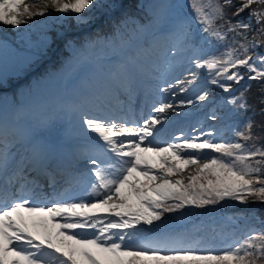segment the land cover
Segmentation results:
<instances>
[{"label": "snow or ice", "instance_id": "obj_1", "mask_svg": "<svg viewBox=\"0 0 264 264\" xmlns=\"http://www.w3.org/2000/svg\"><path fill=\"white\" fill-rule=\"evenodd\" d=\"M117 7L114 0L111 4L105 0H0V23L19 29L31 25L33 17H45L87 29L98 23L96 12H110ZM190 7L192 20H178L169 33L175 38L170 53L175 57L191 51L188 60L194 69L188 78L177 79L161 91L171 92L173 97L177 87L186 92L201 79L200 70H207L205 83L226 93L232 91L229 82L240 84L247 73L249 81L261 84L264 97V54H250V49L264 47V0H238V4L234 0H191ZM231 8L235 9L232 16L247 10L248 22L233 23L227 11ZM129 19L117 21L116 30L126 26ZM193 21L198 25L197 32ZM155 22L158 17L138 28L146 31ZM249 31L254 33L251 41L246 35ZM201 32L205 43L212 38L222 42L229 33L241 36L245 42L233 39L235 46L229 45L221 55L201 58L198 53L202 48L196 43ZM57 42L72 53L66 65L75 70L74 66L83 64L86 53L97 46L99 39H77L65 28L54 31L52 39L45 33L41 48L48 50ZM9 48L6 38L0 39V52ZM135 60V56L128 55L117 62L116 71L111 73L115 78L113 94L119 95L122 88L131 91ZM209 97L205 88L194 100H181L179 106L207 102ZM103 102L102 96L90 99L82 94L78 102L66 106L72 111L81 110L82 129L97 140L92 154H86L88 163L94 166L91 174L95 178L86 195L95 197L94 201L73 198L67 194L68 189L49 200L41 194L40 184L24 175L25 169L8 175L12 157L7 139L9 125L0 121V264H264V227L230 238L222 248L207 246L202 239L153 236L150 231L163 226L165 214L187 208L207 209L228 201L264 204V144L257 143L262 137L254 131L255 127L264 129V124L256 126L247 119L233 130V139L217 140L213 131L190 137L181 132L175 138L178 142L161 145L153 142L157 126L168 119L166 113L175 111L176 105L161 102L153 109L155 115L130 127L127 122L117 123L82 110L94 104L100 111ZM225 103L239 110L249 107L243 97H232ZM210 118L218 119L214 114ZM24 138L33 152L43 150L35 129L25 130ZM50 179L54 184V177ZM249 218L259 219L254 212L245 217Z\"/></svg>", "mask_w": 264, "mask_h": 264}, {"label": "rangeland", "instance_id": "obj_2", "mask_svg": "<svg viewBox=\"0 0 264 264\" xmlns=\"http://www.w3.org/2000/svg\"><path fill=\"white\" fill-rule=\"evenodd\" d=\"M117 1L119 4L117 7L118 9L116 11L122 12L125 9L124 8L125 3L123 2V0H117ZM122 5H123V8H121ZM101 13H103V18H110L111 16H114V14H110L109 11L102 9L99 12L95 13L96 19L101 17ZM55 15L56 13L53 12V16ZM56 23L59 24L58 28L54 26V21L48 18H45V17H33L31 25H21L19 29L14 28L12 26H8V25H3L2 23H0V39L6 38L7 41L13 42L11 44H14L15 38L18 40L21 37L22 38L24 37L23 43H22L23 46H20L17 48L20 49L25 54L23 56L30 57L31 54H36L32 50L35 42L32 41L26 35V29L28 30L31 28L39 29L40 27V30H43L41 31V37H42L46 33L44 31L48 30L52 34L53 31L59 32V31H63L65 28H68L70 35L78 36L79 34H85L89 32V30L95 28L96 25L98 24V23H94L92 26H90L87 29L80 28V27L69 29V27L66 24H61L58 22ZM193 28H194L193 29L194 32L198 31V26L193 25ZM146 31H147V34L151 38H153L151 42V48L147 49L145 47H142L137 50V53L142 58L145 55H147L148 59L146 60V65L138 61L136 62V65H135L136 70L140 74H142L143 79L141 80V78L137 76L138 74L136 75V73L133 71L131 75V80H130V82L132 83L131 93L124 90V88H122L120 91V93L122 94L121 96H123V98H127V100L132 103V106L136 105L137 98L139 97L140 94L143 96V98L146 97L145 95L151 94L155 97L156 100H158V101H155V103H153V105L149 107V113L147 114L145 118L141 120L140 124H142L144 120L150 118L152 115H155V113H153L154 112L153 109L154 107H157L161 101H165V102L169 101L170 103H173L174 105L177 106L175 112L169 111L168 113L170 114L168 113L166 114L168 117L167 119L168 121L167 120L166 121L169 122V128L170 127L171 128L170 129L168 128L165 134L163 133L157 136L158 139H161L162 145L166 143H170V142H178L175 140V138L179 136L181 132L184 133L185 136H189V137L199 136L200 135L199 132H208L209 125L212 124V122H214V120H212L210 117L213 114L215 116L217 115V113L214 112L211 107V101L216 96V92L212 89L210 85L205 83V80H201V79L195 85H192L191 87H189L188 91L186 92H180L179 87L174 89V91L176 90L175 93H179L180 96H178L177 94L175 97H173L171 92H168V93L162 92L161 89L166 87L167 84H169L170 82L174 84L177 79L184 80L188 78L189 72L194 69V66H190L189 64L184 65V64L176 63V60H177L176 56L173 57L170 53V49L173 46L175 38H172L168 32L159 31L157 29H154L152 26H149ZM29 32L31 33V30ZM204 37H205V34H204ZM42 39L43 38H41V40ZM61 45L63 44L60 43L58 46L53 47L50 53L44 52V54H40L42 55L41 59H39L35 64L33 63L34 65L26 66L23 69V72H22L24 73L23 77H30L32 79L35 75V72H38L39 69L44 68L45 65L50 64L53 61V55L59 51ZM2 53L4 52H0V54ZM211 53H213V50ZM254 54H264V48L260 51L255 52ZM107 56L108 57L106 61H109V62H107L108 66L104 67V71H105L106 76L110 77L109 81L112 85L108 87L106 90L104 89L103 91H100V90H97V91L102 96H105L108 98L110 97V94L113 95V92L111 91V89L114 86L115 78L112 77L111 73L116 71L117 61H115V57L110 56L109 53H107ZM124 58L125 56H121V59H124ZM91 63L94 64L97 68L100 67L99 60L93 59L91 56H88L87 59L83 61L82 65L74 66L75 70L69 69L68 70L69 74L66 78H64L62 74L57 75V76H51V77L45 76L39 80H33L31 87L25 86L22 89L17 88L18 90L15 89V85L18 82H20L22 79L20 80L14 79L15 83L14 85L11 86L12 88L11 87L9 88L8 94H10L12 98H16L17 96V101L14 102V104L11 106V109H10L11 116H8L6 114L5 117L2 119L4 120L8 118V120L11 121L15 125L14 129L16 132V136L10 135L11 142H8V146H9V149L11 150L12 157H15V153L17 152V148H19L18 146H19L21 139H24L25 140L24 142H28L24 138L25 130L35 129V134L38 133L40 136L45 135L48 139H52V136L56 137L60 135L58 134L59 132L63 134H68L67 136H70V134H78V132L70 133V128L67 130H64L66 126L63 128L62 126L64 124V120H63L64 117L66 115H69L70 113L72 114L70 115V117L73 119H77L79 122V125L81 126V122L79 118L81 110H77V111H72V110L67 111L66 110L65 112L63 109L67 105L72 104L71 99L69 98L70 94H73L74 97L79 96V93H77L78 91L76 89L78 80L82 75L87 74L89 72L88 65ZM241 71H244V70L241 69ZM246 77L247 75L245 73V78ZM119 79H121L123 83H127L123 81L122 77ZM205 88L209 91V94H210L209 100L207 102H197L192 105L185 104L183 107L179 106V102L181 100H184V101H187L188 99L194 100L195 96L200 94ZM221 90H220L221 94L226 93L223 90L222 91ZM125 92L129 93L130 96H127ZM100 94L97 93L96 95H93L92 98L90 99H93L95 96H101ZM169 96H171V98H168ZM111 100L112 98H109L107 102L104 100L103 104L100 105V111L96 110V107L94 104L85 105L84 109L82 110H88L90 114L96 113V112L105 113L104 111H102L101 107L102 105L105 107H109ZM139 102H142V100H139ZM10 104L11 103L9 102L8 97H3V95L0 96V106H3V108L8 110V107ZM77 114L79 115L77 116L78 118L76 117ZM70 117L67 116L65 119H68ZM112 120H115L117 123L126 122V119H123V120L112 119ZM67 122H70V121L67 120ZM127 124L128 126L131 127L130 123H127ZM79 133L87 134L89 136L94 135L92 133H86L82 129V127ZM36 138L38 140L37 136ZM92 139H95V138H92ZM78 144L76 146L74 143L75 147L77 148L75 151L77 156H79L80 153H82L81 155L84 158H87V155L92 154L91 150L89 152H87V150H89V148H92L94 144H87V150L84 152H81L80 150H78L80 147ZM12 157H10V160L13 159ZM103 158H106V157H103ZM79 162L89 164L88 161L85 162L83 160H80ZM93 167L94 166L90 168L93 169ZM85 170H86L85 171L86 174L90 171L89 168L88 170L87 169ZM185 174H187V172ZM90 176L93 177L94 183H95L94 176L92 174ZM89 192H91V186L88 189L84 190L83 199L85 200L92 199L94 201L96 199L95 197L90 198L86 195V193H89ZM91 232L92 230H90L88 234L90 235Z\"/></svg>", "mask_w": 264, "mask_h": 264}, {"label": "trees", "instance_id": "obj_3", "mask_svg": "<svg viewBox=\"0 0 264 264\" xmlns=\"http://www.w3.org/2000/svg\"><path fill=\"white\" fill-rule=\"evenodd\" d=\"M116 1L117 0H114L115 3ZM124 1L127 5V10H125L123 13H118L116 17H113L110 20L105 18L99 30H92L90 33L82 35L79 39H84L86 37L98 38L99 43L95 48H93V51L99 47H101L103 50L110 49L111 46L109 43L111 39L114 40L117 45L127 44L134 34H139L142 41L144 43H148L147 39L143 36L138 26L145 24L150 18L158 17V20L161 21L165 16V20L168 23L176 25L177 21L180 19L187 18L191 21L194 17V12L190 7L191 0ZM105 2L111 4L113 3V0H105ZM234 4H238V0H234ZM161 5L165 7L161 8ZM160 10H165L167 13L165 14ZM234 10V8L227 10L228 16L233 23L238 20L248 22L247 10L244 13H241L239 16H232L231 13ZM124 17H130L131 19H129L126 26L122 25L119 30H116L117 21ZM193 24L197 25L194 21ZM67 26L70 28L74 27L69 25ZM30 30L31 33L29 32ZM41 31L43 30H40V27L39 29H26V35L35 42L34 49L36 51L42 50ZM44 32L47 33L49 39H52V34L49 31ZM246 35L249 38V36L254 35V33L249 31L246 33ZM23 38L21 37L19 42L23 43ZM257 38L262 39L259 36H257ZM233 39L240 42H245L242 41L241 36L229 33L227 38L222 42L212 38L210 42L205 43L204 34L201 32L196 37L197 47L202 48V51L198 53V55L201 58H207L212 55L219 56L229 45H232ZM9 46L10 48L8 51L0 54L1 57L3 56L0 60L1 84L9 83L12 76L15 74H20L24 66L33 64L40 57V55L31 54L30 57H32V59L26 60L27 57L23 56L25 54L20 49H17L14 45L9 44ZM133 49L134 47L131 46L130 51L132 52ZM212 50L213 53H211ZM68 53L69 50L64 47L61 54H56L55 62L51 65V67L53 69L61 67ZM251 53L252 49H250V54ZM190 55H192L191 51ZM51 67H47L44 71H42V73L50 72L49 68ZM201 72H207V70H201ZM205 76H207V73ZM229 83H232V87L235 86V88L231 92L222 94L219 92L221 90L219 87L210 84L212 89L216 92L213 108L218 112L219 115L214 127L220 135L219 139H233V130L243 125L247 119L253 120L256 126L264 124V113L261 112V109L264 108V104L261 103V99H264V97L261 95V84L257 81H249L247 78L241 81L240 84H235L233 82ZM232 97H243L246 99L249 105L248 109L239 110L232 105L226 104V99H231ZM254 131L258 136L262 137V139L257 141V143L264 144V129L255 127ZM208 212H210L209 215H207ZM253 212L254 216L259 219H245V217H249ZM198 217H205L204 220L207 219V221L204 222L203 219H200L190 222L197 219ZM261 221H264V204L249 203L248 205H241L238 202L228 201L221 202L220 205L209 207L207 209L187 208L181 210V212L178 213L165 214L162 228H164L165 225L174 222H178L183 226L179 228L162 229L161 231L156 232L154 236L164 235L175 236L184 239H202L207 246L222 248L230 238L242 236L250 229L259 230L264 227V224H262ZM144 228L149 229V226L145 225Z\"/></svg>", "mask_w": 264, "mask_h": 264}, {"label": "bare ground", "instance_id": "obj_4", "mask_svg": "<svg viewBox=\"0 0 264 264\" xmlns=\"http://www.w3.org/2000/svg\"><path fill=\"white\" fill-rule=\"evenodd\" d=\"M28 1H30V0H25V2L26 3H29ZM4 29V28H3ZM175 77V76H174ZM174 82V81H173ZM159 83V82H158ZM169 83V82H168ZM171 83V82H170ZM135 84V83H134ZM133 84V85H134ZM162 84V83H161ZM159 86V85H158ZM157 86V87H158ZM156 87V86H155ZM136 88V87H135ZM147 89H148V87H147ZM153 90V89H152ZM157 91H158V89H157ZM176 91V90H175ZM133 93V92H132ZM142 93H144V92H142ZM137 94V93H136ZM178 94V96H180V94L179 93H175V96ZM171 95V94H170ZM146 96V95H145ZM168 96V95H167ZM168 98H171V96H169ZM136 99V98H135ZM165 99V98H164ZM168 100V99H167ZM171 100V99H170ZM174 100V99H173ZM158 101V100H157ZM161 102H165V101H161ZM160 102V103H161ZM168 103H170L169 101H168ZM106 105V104H105ZM107 106V105H106ZM158 106H159V104H158ZM169 112V111H168ZM167 112V113H168ZM175 112V111H174ZM154 113V112H153ZM166 113V114H167ZM168 114H170V113H168ZM180 116V115H179ZM48 117V116H47ZM51 117V116H50ZM170 118H171V116H170ZM182 118V117H181ZM43 120V119H42ZM168 121V120H167ZM166 120L165 121H163V123L161 124V125H158L157 127H158V132H157V135H156V137H155V139H154V143H159V141L160 140H157V136L158 135H160V134H162V133H164L168 128H169V122H167ZM186 121V120H185ZM120 122V121H119ZM177 122V121H176ZM183 126V125H182ZM171 128V127H170ZM169 128V129H170ZM180 129V128H179ZM173 130V129H172ZM165 134V133H164Z\"/></svg>", "mask_w": 264, "mask_h": 264}]
</instances>
